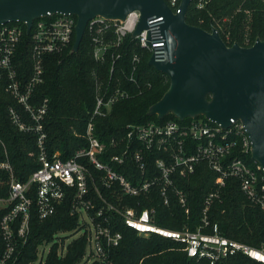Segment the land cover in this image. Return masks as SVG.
<instances>
[{
    "label": "built area",
    "instance_id": "1",
    "mask_svg": "<svg viewBox=\"0 0 264 264\" xmlns=\"http://www.w3.org/2000/svg\"><path fill=\"white\" fill-rule=\"evenodd\" d=\"M176 1L169 0V3L175 6ZM139 17L138 11H133L124 21L102 17L90 20L86 30L91 38L94 60L102 63L111 47L119 48L123 39L132 35ZM16 23L19 22L0 25V72L8 80L6 90L22 108V113L10 109L13 124L20 132L36 135L39 167L26 182L21 183L13 178L9 164L0 162V170L8 171L11 176L8 197L0 198V208L9 207L0 221V231L5 241L0 264L10 263L15 252L16 243L12 238L14 223L18 225L17 234L24 245L29 235L31 208L35 207L37 217L45 220L53 216L65 200L69 201V215L78 219V237L84 236L86 239L82 260L86 264H112L110 251L122 240V233L116 226L118 218L139 236L156 235L177 242L186 256L196 261L195 264H216L236 255L264 264V246L256 248L225 238L216 224L210 226L207 218L212 201L219 197L226 180L232 178L238 180L241 192L259 208L264 220V166L254 160V166H248L242 159L230 157L237 136L241 137L243 152L250 151V142L239 120L231 118L227 128L197 118L127 125L124 138L105 143L94 135L93 118L108 114L114 103L129 97V92L120 88L112 90L108 84L103 90L101 83L96 81L95 106L85 130L87 146L78 149L66 160L61 159L58 153L50 156L45 146L44 127L48 100L45 98L36 102L34 90L43 81L44 57L60 54L67 48L75 32L76 21L72 15L47 13L32 22L28 33L25 24L21 23L25 26V33L30 35L33 61V74L25 85L20 84L13 62L23 34L22 27ZM161 23L162 17L149 19L147 28L133 37L138 46L157 61L163 59V47L167 42L159 29ZM113 55L114 61L120 58L119 53ZM132 63L128 82L136 83L134 74L138 72L139 58L134 56ZM109 147L115 152L112 153ZM126 162L135 166L139 172L137 176L127 178L115 169V166L123 167ZM200 162H205L216 173V179L215 190L205 199L203 217L195 231L186 227L180 231L160 227L154 222L153 208L139 212L128 205V199L141 196L147 199L155 189L159 190L164 205H168L169 193L174 186L173 176L187 178ZM150 166H153L155 173ZM174 194L185 208L183 192L175 190ZM109 198L115 199L116 203ZM208 228H211V232H206ZM70 232H59L50 242L40 245L37 259L29 264H44L55 245L56 255L63 256L74 240L66 244L67 237L63 235ZM47 245L49 249L45 253Z\"/></svg>",
    "mask_w": 264,
    "mask_h": 264
},
{
    "label": "trees",
    "instance_id": "2",
    "mask_svg": "<svg viewBox=\"0 0 264 264\" xmlns=\"http://www.w3.org/2000/svg\"><path fill=\"white\" fill-rule=\"evenodd\" d=\"M164 1L175 12L181 0H177L175 6H171L169 0ZM73 18L76 21V17ZM185 21L188 25L208 32L215 28L228 47L235 42L241 47H250L257 38L264 40V0H191ZM16 24L22 27L23 34L13 62L20 84L25 85L33 74L30 35L25 33L23 24ZM74 40L75 32L62 53L44 57L43 81L34 90L36 102L45 98L48 100L44 127L45 146L50 156L58 153L61 159L66 160L78 149L87 146L85 130L95 106L96 81L101 83L103 90L108 84L112 90L120 88L129 92V97L114 103L108 114L93 118L94 135L102 142L124 138L127 125L178 121L171 114L163 119L148 114L149 108L167 91L169 79L148 65L150 53L141 49L135 38L127 35L119 48L111 47L102 63L95 61L92 56V42L87 30L76 52H72ZM118 53L120 58L114 61L111 55L116 56ZM134 56L139 58L138 72L134 74L136 83H131L128 77ZM7 85L5 74L0 72V162H7L13 178L24 183L39 167L36 135L20 132L13 124L10 109L22 113V108L6 90ZM196 118L205 120L203 116ZM235 140L236 145L230 157L240 158L248 166H254L250 151L243 152L241 137L237 136ZM150 168L155 173L153 166ZM115 169L127 178L139 174L129 162L123 167L115 166ZM10 179L8 171L0 170V198L8 197ZM173 179L174 186L169 193L168 205H164L158 189L152 190L147 199L144 196L128 199V205L137 208L139 212L153 208L154 222L160 227L176 231L186 227L195 231L203 217L205 199L215 190L216 173L205 162H200L194 173L187 178L175 175ZM175 190L182 191L186 197L185 208L179 203ZM110 201L116 203L115 199ZM69 206V201L65 200L57 212L45 220L39 219L35 207H32L29 235L24 245L17 234L18 225L14 223L12 238L16 249L8 264H29L37 259L38 247L44 242H50L55 234L62 231L77 232L78 219L69 215ZM8 210L9 207L0 208V221ZM207 218L210 226L216 224L219 233L225 238L256 248L264 246L263 215L258 207L247 200L236 179L226 180L219 197L212 201ZM116 222L122 240L110 251L112 264H195L196 261L188 258L177 242L156 235L139 236L125 227L121 219H116ZM207 231L211 232V228ZM56 248L57 245L51 249L44 264H86L82 261L86 248L84 236L74 239L63 256L56 255ZM4 250L5 241L0 231V259ZM216 264L262 263L236 255Z\"/></svg>",
    "mask_w": 264,
    "mask_h": 264
},
{
    "label": "water",
    "instance_id": "3",
    "mask_svg": "<svg viewBox=\"0 0 264 264\" xmlns=\"http://www.w3.org/2000/svg\"><path fill=\"white\" fill-rule=\"evenodd\" d=\"M191 0H181L176 12L164 0H0V25L32 22L47 13L76 17V52L88 22L96 17L124 21L138 11L132 37L147 28L149 19L162 17L160 32L166 37L160 61L151 56L148 65L169 79V87L148 114L178 120L203 116L230 126L239 120L250 142L251 158L264 166V40L250 47H228L218 31L188 25L185 15Z\"/></svg>",
    "mask_w": 264,
    "mask_h": 264
},
{
    "label": "rangeland",
    "instance_id": "4",
    "mask_svg": "<svg viewBox=\"0 0 264 264\" xmlns=\"http://www.w3.org/2000/svg\"><path fill=\"white\" fill-rule=\"evenodd\" d=\"M63 236H66L67 238V240H66V244L69 242V241H71L72 239H75L76 237H78L79 236V231H77V232H70V233H68V234H64ZM48 249H49V245H47V246H45V248H44V251H45V253L48 251Z\"/></svg>",
    "mask_w": 264,
    "mask_h": 264
}]
</instances>
